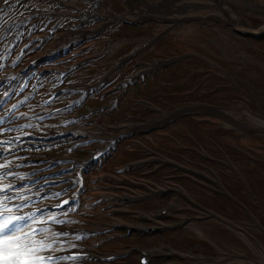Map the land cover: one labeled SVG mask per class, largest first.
<instances>
[{
  "label": "rangeland",
  "instance_id": "1",
  "mask_svg": "<svg viewBox=\"0 0 264 264\" xmlns=\"http://www.w3.org/2000/svg\"><path fill=\"white\" fill-rule=\"evenodd\" d=\"M109 1L110 3H114L118 5L116 3V0H109ZM121 1L125 7L122 14L128 16L129 18H133L134 14L140 13L142 10H147L148 9L147 1L150 3L163 2V0H147V1L143 0L139 2H135L136 0H132V2L130 0H121ZM257 1L261 3L262 6H264V0H257ZM2 2H5V0H0V3ZM240 3L245 4L244 2H240ZM105 4L106 5L104 7L102 4L103 11L101 12V19L102 20L114 19V17L116 16V12L114 11L113 7L109 3H105ZM228 4L231 5L232 7L231 9L233 13L237 16V20L239 18H241V20H244V21L254 20L252 22V24L254 25H252L251 28H253L254 26L260 25L261 22H264V12H259L256 14L245 13L243 9L241 8V5L239 3H236L235 0H228ZM17 8L24 15L25 14H37L39 12H40V15H42L41 16L42 20L40 22V25L42 27H39L35 31V33L32 35V37L30 38V40L33 41V49H32V53H30L29 56H26L24 60V65L31 63L32 60H37V61L41 60L42 61L41 64L48 63V65L44 66L43 68L53 71V73L56 76V74H58L60 71L65 70L68 67V64L70 65V64L77 63L82 53H84L83 57L86 59H89V60L92 59L94 62L98 60L96 64L92 65L90 69H88L87 71H85L84 69H81V70L77 69L76 71L73 72L71 76L69 75L70 77L67 76L66 77L67 79L63 83L62 86L60 84L57 85V83H52L49 80L48 81L49 86L47 88V91L44 90V92H42L40 96H42V94H46L48 90H50L51 88H54V90L57 91V89L60 87H68L69 90H67V92H64V95L58 97L55 104H52L51 106H54V105L57 106L62 102L63 103L67 102L68 104L66 105H69L71 101L74 103H77L78 99L81 98V96L83 95H86L88 99L90 97V93H89L90 90H93L94 93L103 92L104 98L106 99L101 98V100H97V99L91 100V98H89L88 99L89 101L87 100L85 104H89L92 102H96L97 104H102L104 101H106L108 104L113 101L114 97L120 93L121 89H117V87L119 85L118 83L119 80H121L122 78L118 76L120 72L119 70H117L112 75V82H111V72L109 68H111L110 66L114 63L113 61H115V58H112L113 53L115 51H118L119 53L123 52L117 49L120 45L116 43L118 41L115 40L114 37L110 38L108 36L107 40H103L101 42L102 45L99 44L100 43L99 40H97V42H90V45L95 46L96 48L92 51V48L88 46V48L90 47L88 51H81L80 48L83 45H86V42L84 44L83 42L78 43V39L81 38V36L84 34L83 32L79 31L80 29L74 28V22H76L79 19V13L82 10L78 11L77 8L73 7L72 0H22L20 4L17 5ZM195 9H198V8H195ZM117 12L119 13V11ZM252 17L254 19H252ZM48 22L50 23L48 24ZM55 22L59 25V28H55L56 27V25H54ZM200 22L202 23L203 20H200ZM99 23L96 25L97 27H92V30H90V32L94 31L95 29L100 28ZM113 23L114 22L108 24V29L106 30V32L112 28ZM45 25H47V27H45ZM51 25H54V27L50 28ZM209 27H211L210 24L205 25L206 29ZM212 27L218 29V31H216L217 33L215 34L217 39H216V43L214 42L215 43L214 48L216 51L219 50L217 53L218 58L219 60L223 61V63H221L220 61L215 60L216 62L215 66L218 67L217 69L227 68L228 71L230 72L228 74L229 75L231 74L230 78L232 80L235 79L236 81H238L241 84V86L244 87V90L246 91L247 94H250L251 97H253L255 100L257 101L259 100V102L263 103L264 102V58L260 57L258 50H257L258 47L256 45H251V42L244 38H240V37H234V38L228 37L227 38L224 35V32L221 30V27L219 26V24L217 25L214 24ZM1 30L2 29H0V32ZM162 30L163 32L165 31L167 32L166 26H157L156 32L162 31ZM176 30L177 32H173L172 35L174 38H177L179 40H182V38L185 36H191L192 38H195L196 36V34L194 33V31L196 30V26L190 27L187 25V27L184 29L178 28ZM122 32H124L125 35H122L121 33H119V36L121 37H125L127 36L126 34L131 33V32H126L124 30ZM118 40L121 41V39H118ZM128 41L130 42V40ZM163 43L164 44L167 43V40L164 39L162 42H160L157 48L153 47L152 48L153 52L151 54L158 55V53L162 51L160 47ZM98 44L100 45L99 47L100 50L97 46ZM250 47L252 48L249 49ZM255 48L256 50H254ZM130 49H131V46H127L126 51ZM194 49L199 50V48L197 47H195ZM53 50H61L63 51V53L56 56L55 54L52 53ZM73 51H77V53L76 54L72 53ZM141 56L148 58L149 52ZM141 56H138V57H141ZM162 56H166V55H162ZM83 57H80V58H83ZM138 57L134 58L131 62L127 63L128 68L130 64L136 63L135 59H137ZM210 61H214V60H210ZM210 61H207V62L211 64ZM86 63L87 62L83 64H86ZM114 69H115V66L112 68V70ZM205 72H207V70L204 71V73ZM101 73H103L102 77H106L105 75L107 74L109 75L106 77L107 82L109 81V83H107L105 86L102 85V86L93 87V85L97 84L96 82L102 78L101 77L97 79L101 75ZM95 80L97 81L93 82ZM201 80L202 82L203 80L205 81L203 76L197 75V77L192 81V83L200 82ZM224 81L225 80L223 78H220V80L214 79V81L211 82V84L209 83L208 85L210 87L212 86V88H216L218 91L212 93L211 97H209L208 96V93L210 92L209 90H201V95L204 96V98L198 96L199 91L196 89L198 88L197 85H192V83H190L189 86L182 88V84H181L180 88H182V101H185L186 103H191L190 107L182 108V111L199 112L200 108H198L199 106H196V105L201 104L200 102H204V101L206 102L207 100H211V104L217 103V104H221V106H224L225 104H238L235 107H233L232 110L228 111L226 114H223L222 112H220V110H222L220 108H217L216 110L211 109V108H203L202 110L204 112H209L208 114L212 113L220 117H223L222 115H225L226 117L230 116L234 119L239 118L241 121L244 120L245 125L241 127L242 129L260 128L261 130H264V125L261 122H259L256 118H254V114H249L246 111L244 110L242 111L240 109V107L243 104H247L248 102L245 96L247 94L245 92H243V94L238 93V92H235L234 90H230L227 93H225L224 85L226 83ZM138 90H139V86H131L130 91L131 93L134 91V93H136L135 94L136 96L133 97L129 102H127L128 104L131 101L133 102L137 98L145 97L147 99H150L156 105L158 104L162 105L164 97H160V96L158 98L157 96L153 97L152 94L142 93V92H139ZM69 97H71V99H68ZM74 98L76 99L73 100ZM117 100L119 102L121 100V97H119V99ZM74 103L70 104V108H72L73 106L74 107L76 106ZM131 104L132 103L129 104L128 110H132V112H136L137 108L135 107H138L139 105L134 104L135 106H132ZM192 105H195V106H192ZM32 107H37L36 102L34 103ZM87 110H88V107H85L84 111H87ZM176 110H180V109L177 108L173 111H169L170 112L169 115L160 113L157 117H155L154 119L155 122H152V121L151 122L160 125L165 121L167 117L173 116V113L177 112ZM64 111L65 112H63L60 116L51 117V119L48 122H46V124L44 123L45 125H42V127L40 128L56 129V127L58 128V127L64 126L66 130L67 127H69V137H68L69 139L66 140L65 143H63L60 140V138H58L57 144L52 145L53 149L51 150L52 151L51 153L59 159L61 157H64L66 159L67 156L68 158H70L69 160L67 159L65 160V163L66 161H68L66 164H62V165H66V167H62L63 168L61 169L62 171L59 170L61 173H63L62 175L66 177V175H71L72 173L69 171V166L72 163L71 159L73 158L76 159V158L87 155L86 149L80 150L82 151V153L79 154V151H76L77 148L74 150L73 148L76 145L78 146L82 145L81 147L85 148V145L90 144L89 141L91 140L92 136H96L97 134L98 135L100 134L101 130H98V127H96L95 124L105 126L106 124H113V122L106 121L103 117L100 118L101 120L99 119L96 120L97 116H94L93 119L88 120L89 122L87 121L83 123H78L77 119L78 117H80L77 115L78 111H76L75 109L70 110L69 108H65ZM154 111H158V110L154 109ZM252 113L258 114V112H256L255 110L252 111ZM68 114L75 116V118L73 121L70 120V124L67 125V122H68L67 119H70L69 117H67ZM127 120L128 119L118 120L117 123L118 124L129 123V121ZM238 127L239 126H237V129H239ZM135 128L138 129L139 132H144V130L147 129V126L146 127H134L132 129L126 128V129H123L122 131L129 133V132H133V129ZM227 136L228 134H226L223 137L225 138ZM189 137L190 138L194 137V139L190 141L191 145L189 146V148H191L194 151H197V148L195 147L197 144L195 143H198L200 145H205V143L210 141V139L214 140L213 136H210L209 138V137L200 136V135H197V136L189 135ZM62 144L65 145L66 150L62 148ZM128 144H131V143L123 142L120 145L118 144L120 147L119 151L117 155L108 164V166H110L111 164L117 165L121 163L122 160L129 159V156L130 158H132V160H134V159H138L141 157L145 158L150 155L149 154L150 152L154 155L156 152H159V151H156L158 150L156 148H155L156 150H153V149H147L146 147H143L141 150H138V152L135 149L134 155L133 154L129 155L130 151L135 145L133 144L129 146V148L126 150L123 146L128 145ZM141 145L143 146V144ZM224 147L225 146H223V148L217 147L215 149H218L220 153H224V151H222L223 149L225 150ZM93 150L94 149L92 148V151ZM166 151L170 153L176 152L173 149H166ZM241 151L243 153H246L248 150L241 149ZM90 152H88V154ZM99 152L101 154V150ZM262 156L264 158V152H262ZM233 157H236V156H233ZM58 160L56 161L55 166L58 165ZM156 168L157 167L152 168V171L155 170ZM107 173L108 172H104V167L102 168V165L92 166L86 172L83 171L81 173L82 180L84 181L82 183L80 182L76 183L78 185L76 187L77 189H79L81 185L83 186V183L85 185L83 188L82 209H81V212L80 210L74 211V209H71L70 212H67L68 221L70 219L69 224L67 223L68 228L76 226L78 223H82V224L84 223L83 224L84 226H88L91 229L97 230L98 228H100V224L102 222H107V223L109 222L111 224L115 220H126L127 221L128 219L135 218L134 215L136 216L137 219H139L138 217L140 216L141 213H145L147 215L151 214L154 212V209L163 207L166 204V202L169 201V199H164V201L153 205V203H151V200L147 199L141 202H136L134 206L130 203L131 200H127L126 201L127 203H124L122 200V196H124L125 194L137 195V194H142L144 192L146 196L148 195V193L143 191L141 188H137V189L132 188L130 185H124L123 184L124 182L122 181L123 176L131 177L132 179L137 180L139 177H141L140 176L141 172L134 173L131 170L125 171L121 169L118 172L112 171L110 172V174H107ZM118 173H120V175H118ZM148 176L149 175L145 173L143 178L152 180V178H149ZM64 177H61V178H64ZM55 178L54 180L56 181ZM174 179L176 181L178 180L177 178H174ZM64 183L66 184L67 182L64 181L63 184ZM185 185H186L185 189H189V192L187 193L182 192V195L180 198H178L179 196L178 194H176L175 197H177L178 201L175 203V206L173 208L174 210L171 213V215L173 213H177V215H175L176 217L178 216L179 213H181L182 217H185V216H189L190 214H192L191 216H194L193 213H195V215L200 217L202 214L210 212L215 218H221L220 211H221V207L223 206L224 208L223 214H225L227 218L229 217L228 219L230 220V222L235 223V225L238 227H242L240 223L245 221V218H243L245 216H242V215L238 216L236 213L230 214V212H238V210L237 208H235L234 205L230 203H226V205H224V203L219 202V201H222L221 196L224 195L222 192L218 190V196L220 198L219 201L211 200L210 203H207V202L198 201L196 199V198H201V196H203L202 193H200V190L197 189L196 186H192L189 183L187 184L185 183ZM206 185L209 186V188L213 189L214 183L210 182V183H206ZM139 199H140V196H138V198H136L135 200H139ZM148 200L150 202H148ZM156 201L157 200L153 202H156ZM184 206L186 208L183 210L182 208ZM126 208H129L128 209L129 211L130 209H135V208L137 209L139 208V209L137 210V212L127 213L123 210ZM259 209L260 210H258V214H260L259 211L260 212L264 211V206L261 205ZM53 217L55 218V220L63 221L62 215H58L56 213L54 214ZM48 218H49L48 214H46L41 219H38V221L40 222L47 221ZM175 220H180V217L178 216V218H176ZM137 221L138 222H136L134 226H138V225L142 226L143 224H149L148 222H150L148 220H146L145 222H141L139 220ZM257 222L262 228H264V222L262 220L257 219ZM155 223L158 224L159 222H155ZM244 223L243 225L247 226ZM215 224L216 222H213V221H205L201 223L193 222V224L190 221L188 224H186L187 225L186 227L182 228L183 229L182 233H179L180 230L178 229L176 231L163 229L161 232H159L158 238L162 241H168L170 243V248L174 249L172 244L177 243L181 236L182 247H184V249L186 248V251H188V252L183 251V254H185L186 256L197 255V257H201L199 256L201 255L200 249L202 247L200 242L203 240L207 242L210 246L213 244L212 247H204L203 249L207 251L209 250L214 251V249H216L218 253L217 260L219 264H220V260L223 261L224 256H227V255H229V257L233 259L226 260V261L224 260L223 263L228 262V264H248L246 263L247 260L238 259L235 256H239V258H241L246 255H251L252 257L257 258L261 264H264V248L263 246H261V248L255 247V245H257L258 243L257 242L258 237L257 238L253 237L257 235L255 232L251 230L248 231L243 228L244 233H247V235L251 238V242L255 244L253 246V244L250 242H247L244 236L237 230H232L231 232L233 233V236H231V233L228 234V233H225V231H222L221 229L215 228L216 227ZM57 226L65 227L60 223H57ZM182 226H183V223H182ZM219 228H223L222 225H220ZM44 230L45 231L33 235L32 238L38 239L39 236L41 238V235L42 236L51 235L56 241L61 240V237H57L54 235V233L51 232L52 228H46ZM192 231L196 232L195 238L192 236H187ZM172 233H174L173 237H172ZM66 238L68 239H64L65 242L62 245L67 244V246H71V247L72 246L76 247L77 245H81L79 239H73L76 237L72 234V230L69 231V235ZM128 239L130 240H126L127 243H135V242L147 243V238L143 235H140L137 232L132 233V235ZM110 242L113 245L112 240L108 241V243ZM240 242L243 243L244 247L242 246V243ZM85 243L88 244V246L85 245V247L92 249V251L97 250L98 253L101 251H109V248L110 250H113V246L112 247H110L109 245L103 246L101 245V242L100 241L97 242L95 238L88 242L85 241ZM57 246H59V244L55 243L53 244L52 248L54 249V247L56 248ZM115 246L117 245L115 244ZM195 252H197L198 254H195ZM171 259H175V256H172ZM87 261L88 262H86L85 260L78 259L76 261H71L69 263L99 264V263H95L96 260H93V258ZM59 262H64V261L61 260ZM58 263H54V264H58ZM106 264H111V263H106ZM179 264H191V263L182 261Z\"/></svg>",
  "mask_w": 264,
  "mask_h": 264
},
{
  "label": "flooded vegetation",
  "instance_id": "2",
  "mask_svg": "<svg viewBox=\"0 0 264 264\" xmlns=\"http://www.w3.org/2000/svg\"><path fill=\"white\" fill-rule=\"evenodd\" d=\"M202 24H204V21ZM209 24L211 27H209L206 32L200 31L197 34L196 42L194 44L197 48H199L197 51H199L200 54L207 56L210 60H214L215 50L212 45L216 43L217 37L215 34L217 32L214 27H212L215 23L212 22ZM219 26L227 38L230 34H232L231 30H235L233 26L223 23H219ZM203 36L207 37L208 40ZM213 38H215V40ZM201 46L205 48L203 49ZM194 56L201 61H206L207 58L203 59L201 56H197L195 54ZM208 105L209 104L197 105L199 106L198 108H200L201 113L206 116L203 118L205 122L194 123L191 118H184L182 120V125L180 127V129H182V151L178 148V150L182 152V162L185 166H188L187 169L193 170L191 172L195 177L201 178L202 181H204V183L200 182L204 186H197L200 193L203 195V199L206 198L208 200L218 201L220 199L218 196V190H220V192L224 194L221 196L222 201H237L243 202L244 204L249 203L252 208L255 207V210L257 209L254 215L259 217L260 220L264 222V211H259L260 214H258L260 206H264V158L262 156V152H264V130H261L260 128L242 129L241 127L245 125L244 120L241 121L239 118L234 119L230 116L226 117L225 115L220 117L212 113L208 114L209 112H204L202 110L203 108L212 109V106ZM240 109L242 111H246L247 113H252V111L256 110L258 114L254 113V118L264 125V103L243 104ZM221 112L223 114L225 113L224 111ZM237 126H239V129H237ZM226 134H228V136L224 138L223 136ZM189 135H200L209 138L210 136H213L214 140L210 139V141L205 143V145L195 143L197 144L195 146L197 151H194L189 148L191 145L190 141L193 140L194 137L190 138ZM223 146H225V150H222L224 153H220L218 149H215L217 147L223 148ZM241 149H247L248 151L243 153ZM187 155H191V159H186L185 156ZM185 166H182V168ZM206 182H213L215 184L213 189L217 190H210L207 188L205 185ZM238 214L240 215L242 213L239 212ZM212 220L213 219H210V221ZM241 231L244 232L243 229ZM252 231H259V241L264 248V233L258 228L253 229ZM179 233H182V227L180 228ZM173 234L174 233H172V237ZM164 243L170 247V243L168 241ZM172 245L174 247L173 250L176 252L174 255L177 256L175 259L177 261H182V252L188 251H186V248L184 249V247H182L181 236L179 241ZM203 247L204 245H202V248ZM204 251L205 250L202 249L203 254L213 253L212 251ZM235 257L238 258L239 256ZM242 258L244 260L245 257ZM226 260H232V258L227 255L225 256V261ZM256 263L261 264L259 261H256ZM158 264L166 263L160 262Z\"/></svg>",
  "mask_w": 264,
  "mask_h": 264
},
{
  "label": "snow or ice",
  "instance_id": "3",
  "mask_svg": "<svg viewBox=\"0 0 264 264\" xmlns=\"http://www.w3.org/2000/svg\"><path fill=\"white\" fill-rule=\"evenodd\" d=\"M5 2L7 3V0ZM2 38L3 36L0 35V39ZM3 144L4 142H0V150L10 151L4 149ZM2 168L4 165H0V169ZM11 189V185H6L0 188V192ZM18 207V205H9L7 198H0V264H52L56 258L48 254V251L57 241L51 235L41 236L40 239L32 238L34 233L42 231V226L46 222H39L36 228L29 227L24 231L28 221L34 224L37 221L31 216L26 218L25 215H17L15 209ZM48 220L62 223L53 217H49ZM78 258L73 257V259Z\"/></svg>",
  "mask_w": 264,
  "mask_h": 264
}]
</instances>
